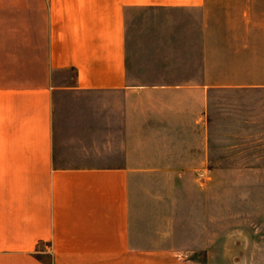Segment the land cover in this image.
Instances as JSON below:
<instances>
[{
	"label": "crops",
	"instance_id": "crops-1",
	"mask_svg": "<svg viewBox=\"0 0 264 264\" xmlns=\"http://www.w3.org/2000/svg\"><path fill=\"white\" fill-rule=\"evenodd\" d=\"M255 180L264 0H0V264L207 253Z\"/></svg>",
	"mask_w": 264,
	"mask_h": 264
},
{
	"label": "rangeland",
	"instance_id": "rangeland-1",
	"mask_svg": "<svg viewBox=\"0 0 264 264\" xmlns=\"http://www.w3.org/2000/svg\"><path fill=\"white\" fill-rule=\"evenodd\" d=\"M254 188L259 191L254 196L257 210L248 212L250 216L245 219L255 225L208 227L207 241L211 248L207 253L117 254L114 259L104 254L100 264H264V180H255Z\"/></svg>",
	"mask_w": 264,
	"mask_h": 264
}]
</instances>
